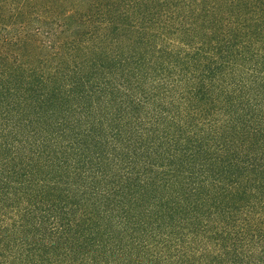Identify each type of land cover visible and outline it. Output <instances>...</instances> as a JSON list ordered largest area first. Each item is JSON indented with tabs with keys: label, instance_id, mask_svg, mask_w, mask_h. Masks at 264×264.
I'll use <instances>...</instances> for the list:
<instances>
[{
	"label": "trees",
	"instance_id": "trees-1",
	"mask_svg": "<svg viewBox=\"0 0 264 264\" xmlns=\"http://www.w3.org/2000/svg\"><path fill=\"white\" fill-rule=\"evenodd\" d=\"M0 264H264V0H0Z\"/></svg>",
	"mask_w": 264,
	"mask_h": 264
}]
</instances>
